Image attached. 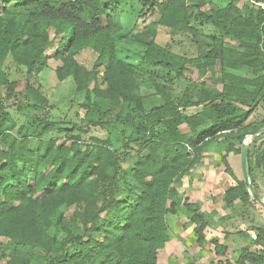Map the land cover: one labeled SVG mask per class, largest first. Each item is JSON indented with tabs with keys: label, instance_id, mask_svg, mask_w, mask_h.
<instances>
[{
	"label": "trees",
	"instance_id": "trees-1",
	"mask_svg": "<svg viewBox=\"0 0 264 264\" xmlns=\"http://www.w3.org/2000/svg\"><path fill=\"white\" fill-rule=\"evenodd\" d=\"M188 1L200 7L206 3V0H0V88L5 87L9 98L18 87L5 69L10 58L26 69L29 80L25 97L46 103L30 78L49 65V52L54 49L53 58L62 62L56 68L58 78L72 76L88 101L95 95L108 99L113 107L127 104L145 112L140 81L146 72L119 58L117 39L144 44L143 61L174 73L177 78L184 77L187 64H194L203 77L216 65H220L223 74L222 89L217 85L209 88L202 82L188 86L176 99H172L165 86L153 80L164 103L152 107L143 116L147 122L137 126L140 135L135 140L138 149L132 156L136 162L130 175L122 167L128 157L114 149L108 138L95 139L83 151L76 140L69 146L65 141L57 144L54 139H38L31 148L34 137L10 139L8 132L12 125L6 124L8 112L1 105L0 236L8 239L6 243L13 253L0 264H31L37 249L51 255L47 264H159L160 250L171 240L167 216L182 208L195 225L197 243L206 246L209 214L201 210V202H192L179 188L183 177L202 164L207 152L222 144H227V151L236 150L237 136L242 133L237 129L250 114L238 101L257 102L264 96V73L261 74L264 9L249 8L250 0L242 6L240 0H230L224 7L203 15L204 22L212 24L222 36L235 40L237 46L214 37L210 50L189 58L157 42L154 32L157 25H162L196 35ZM137 5L135 23L130 31H125L122 14L135 10ZM155 12L159 19L136 31L141 20L145 22ZM89 48L97 54L90 68L77 58ZM227 66H244L252 69L254 75L233 74L226 70ZM190 107L202 108L192 114L188 112ZM40 121L45 130L55 125ZM123 123L132 126L134 120L125 118ZM183 125L189 133L181 130ZM158 126L163 129L156 133L154 129ZM255 142L250 143V178L260 194L255 172L257 167L264 166V148ZM226 171L236 181L223 195L226 205L233 208L241 202L246 207L254 202L244 179L239 180L230 167ZM122 175L138 184L133 192L134 203L118 197ZM77 204L83 208L80 234L73 232L61 211L63 206ZM57 222L66 234L61 240L51 233ZM262 231L256 239L264 241ZM239 233L251 239L247 232ZM249 242L239 249L237 263L264 264V245L255 249ZM212 243L218 257L227 255L228 245L218 239ZM71 246H77L78 250L71 252Z\"/></svg>",
	"mask_w": 264,
	"mask_h": 264
},
{
	"label": "rangeland",
	"instance_id": "rangeland-1",
	"mask_svg": "<svg viewBox=\"0 0 264 264\" xmlns=\"http://www.w3.org/2000/svg\"><path fill=\"white\" fill-rule=\"evenodd\" d=\"M230 0H206L203 6H198L194 1H188V6L191 15V25L194 26L196 35L193 33H184L180 31H172L169 28L157 25L155 27V37L157 42L162 45L169 46L173 51L186 55L189 58H194L210 50L214 45L216 38H221L229 46H237V42L232 40L229 36H222L220 32L210 23L204 22L205 14L213 12L219 8L224 7ZM248 0H240L239 6H242ZM126 10L122 14V23L125 31H130L137 18L136 9ZM249 8H263L264 2L257 3L250 0ZM134 9V8H133ZM160 15L158 12L150 13L143 22L141 20L140 27L136 31H142V27L151 22H156ZM143 22V23H142ZM151 34V36L154 34ZM118 56L136 66L138 70L145 71L146 76L141 79V94L146 111H136L134 106L127 104L121 106H111V102L106 98L92 95L90 101L86 97L85 91L77 89L75 80L72 76L60 80L56 74V68L62 64L58 59H54L55 50L49 52V65L40 71L35 76L30 78V82L39 89V91L46 98V103H37L34 99H27L24 94L28 76L24 67H18L9 58L6 62L5 69L9 73L12 80L18 82L17 90L12 97H7L5 87L0 88V119H2L1 105L8 112L7 125H12V129L8 132L10 139L13 137L31 136L34 137L33 145L37 143L38 139H54L57 144L65 141L69 146L76 140L81 145L80 151L87 149L88 143H93L95 139L111 140V145L114 149L120 152L123 156H127V161L122 164L123 171L129 175L136 162V157H132L138 149L135 143L136 138L140 135L137 131V126L146 123L144 114L154 106L164 103L162 96L157 92L156 86L153 83H160L167 88V92L172 99L180 98L188 86L193 84L198 85L205 82L209 88L217 85L219 89L223 88L222 70L220 65L213 66L206 73V76L200 73V70L194 64H187L184 77L177 78L174 73H169L167 70L160 67L149 66L143 61V55L146 51V46L139 42H134L126 39H117ZM97 54L92 49H86L77 57L78 60L86 67H92ZM227 71L241 75L252 77L254 72L247 67L231 68L227 66ZM264 71H261V74ZM30 98V97H29ZM196 100V98H194ZM90 103V106L86 104ZM238 105L249 111V116L243 125L237 129L245 132L254 127L264 126V96L257 102L238 101ZM202 107H190L188 112L195 113ZM120 115L118 120L117 115ZM134 120L133 125H125L124 119ZM50 122L55 124L52 129L45 130V124ZM97 124V125H96ZM99 124V125H98ZM163 129L158 126L154 132L158 133ZM181 130L189 133V129L183 125ZM249 143L256 141V146L264 148V133L248 137ZM227 144H222L212 152L206 153L202 164L191 171L189 176L184 177V184L182 187H191L194 198L189 197L192 202H199L203 200V205L207 206L209 211L215 209L216 212H209L202 205L201 210L207 212L209 215V226L207 228L208 243L201 247L194 235V224H191L186 211L182 208L175 214H169L167 220L169 223L171 240L166 243L165 247L160 250L159 264H188L193 262L195 264H238V251L228 248L227 258L216 257L213 239L225 238V234L233 232L240 234V226L229 227V223L225 217V212H233L238 215H243L245 220L250 221L248 227L252 232L249 233L250 238L246 239V244L252 242L255 249L263 248L264 241L252 237V233L259 236L264 230V208L256 201H252L250 205H243L238 202L233 208L226 211L227 205L223 197L219 193L224 185L218 184L220 190L214 188L221 178L224 176L226 180H235L233 176L227 173V167H230L239 179H243V172L241 166V145L236 144V150L227 151ZM193 148L190 149L192 151ZM72 156V154H71ZM225 171L228 175L222 173ZM222 173V174H221ZM256 180L260 187V195L264 199V166L256 168ZM128 177V176H127ZM121 176L118 183V197L127 200L131 203L135 202L134 190L138 189V184L130 177ZM231 177V179H230ZM189 182V184H187ZM224 182V181H222ZM226 183V182H224ZM185 193V192H184ZM199 198V200L197 199ZM61 211L65 218L71 224V228L75 234L82 232L83 224V208L81 205L63 206ZM257 212L261 214L258 219ZM244 213V214H243ZM217 216V217H215ZM215 217V218H214ZM230 228V229H229ZM233 229V231H231ZM230 230V231H229ZM51 233L55 234L59 240L65 237L61 225L57 222L51 228ZM226 239V238H225ZM7 238L0 236V261L5 262L6 259L12 255L13 249L8 246ZM78 250L77 246H71L70 251ZM50 254L44 250L37 249L35 258L31 264H47ZM249 264V263H248Z\"/></svg>",
	"mask_w": 264,
	"mask_h": 264
},
{
	"label": "crops",
	"instance_id": "crops-1",
	"mask_svg": "<svg viewBox=\"0 0 264 264\" xmlns=\"http://www.w3.org/2000/svg\"><path fill=\"white\" fill-rule=\"evenodd\" d=\"M222 173H224L225 175H228L225 171H222ZM221 173V174H222ZM189 176V175H188ZM185 177V176H184ZM184 177H183V179H182V184H184ZM221 179L218 181V182H216L215 184H217L216 186H214V188H216L217 190L216 191H218V190H220V188L218 187V184H220L221 186L222 185H224L223 186V188H221L222 190L219 192L220 194H221V196L223 197V195H224V193H225V191L227 190V188L228 187H230V186H234V185H236V181L235 180H233V179H231V177H230V179L231 180H226L225 178H224V176H221L220 177ZM222 181H224V182H226V183H224V182H222ZM187 184H189V182L187 183ZM179 190H180V188H179ZM183 194H185V196L186 197H192V198H194L195 196L197 197V195L196 194H194L193 193V191H192V189H191V187H186L185 188V186L184 187H182V190H180ZM185 192V193H184ZM198 200H199V198H197ZM199 202H201L202 203V205H203V200L201 201H199ZM204 207L203 208H205L207 211H209V209L207 208V206H205V204L203 205ZM227 210L226 211H228V210H230V207H227L226 208ZM211 211H213V212H216V210L215 209H213V210H211ZM211 211H209V212H211ZM216 214L218 215V213L216 212ZM244 214V213H243ZM225 217H226V219H227V221H228V223H229V227H231L232 228V226H240V230H239V232L240 231H243V232H247L248 234L250 233V232H252L248 227H250V226H248L249 225V223H250V221H248V220H245L244 218H243V215H238V214H235V213H233V212H230V214H229V212H225ZM257 217H258V219L261 217V214L260 213H258L257 212ZM215 217H217V216H215ZM214 217V218H215ZM208 228V227H207ZM207 228H206V230H207ZM230 229V228H229ZM230 231V230H229ZM231 231H233V229L231 230ZM207 231H205V233H206ZM207 235V234H206ZM226 238V239H225ZM225 238H222V239H219V238H217L218 240H219V242L220 243H223V244H226V245H228V248H231V245H233V249L235 248V249H237V251L239 252V249L241 248V247H243V246H245L246 245V239L243 237V236H241V234H234L233 232H228V234H225ZM213 244V243H212ZM213 246H214V244H213ZM202 247V246H201ZM214 248H215V246H214ZM215 250V249H214ZM227 254H228V252H227ZM216 255V254H215ZM216 257H218L217 255H216ZM221 258H227V255H225V256H222Z\"/></svg>",
	"mask_w": 264,
	"mask_h": 264
},
{
	"label": "water",
	"instance_id": "water-1",
	"mask_svg": "<svg viewBox=\"0 0 264 264\" xmlns=\"http://www.w3.org/2000/svg\"><path fill=\"white\" fill-rule=\"evenodd\" d=\"M260 133H264V126H259L254 129L240 133L237 136V140L241 145V166L244 183L252 198L264 208V199L259 193L256 192L250 178V143L248 141V137H252Z\"/></svg>",
	"mask_w": 264,
	"mask_h": 264
},
{
	"label": "built area",
	"instance_id": "built-area-1",
	"mask_svg": "<svg viewBox=\"0 0 264 264\" xmlns=\"http://www.w3.org/2000/svg\"><path fill=\"white\" fill-rule=\"evenodd\" d=\"M252 237L255 238V239L257 238L255 233H252Z\"/></svg>",
	"mask_w": 264,
	"mask_h": 264
}]
</instances>
